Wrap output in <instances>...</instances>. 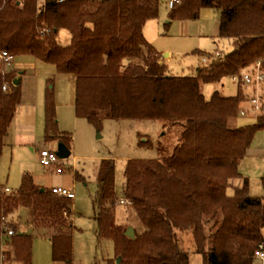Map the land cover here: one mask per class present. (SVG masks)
Returning a JSON list of instances; mask_svg holds the SVG:
<instances>
[{
  "label": "trees",
  "instance_id": "trees-1",
  "mask_svg": "<svg viewBox=\"0 0 264 264\" xmlns=\"http://www.w3.org/2000/svg\"><path fill=\"white\" fill-rule=\"evenodd\" d=\"M160 5L161 0H0V47L31 54L74 76L76 112L98 126L104 113L183 124L181 142L170 155L127 161L124 195L145 226L134 237L116 220V160L102 158L95 217L98 236L114 241L110 264L116 257L123 264H190L180 241L181 234L190 233L201 264H253L264 243V195L251 192L239 161L264 130V107L253 110L255 96L246 93L242 72L258 61L264 68V0H182L173 6L171 19L198 18L205 6L221 11L219 37L225 45L202 50L203 60L187 74L171 71L145 36V23L159 15ZM62 28L71 32L66 44L59 39ZM1 68L0 156L20 93L19 83L15 95L2 91L18 72ZM226 76L238 78L237 93L216 89L206 97L202 83ZM44 112L46 139L71 147L73 133L59 128L52 86L45 91ZM250 114L254 122L237 123L239 116ZM234 177H242L241 184L233 183ZM72 204L73 197L40 185L25 172L16 191L0 193V264H13V259L33 264L32 234L14 233L6 237L11 249L3 245V230L12 227L13 213L21 206L33 207L35 220L50 222L53 258L72 261ZM219 213L221 221L215 220ZM212 220L218 227L209 232Z\"/></svg>",
  "mask_w": 264,
  "mask_h": 264
},
{
  "label": "rangeland",
  "instance_id": "rangeland-1",
  "mask_svg": "<svg viewBox=\"0 0 264 264\" xmlns=\"http://www.w3.org/2000/svg\"><path fill=\"white\" fill-rule=\"evenodd\" d=\"M39 2L42 4L44 0H39ZM170 9L167 1L161 0L159 15L146 21L144 33L159 51L163 48L162 44L174 48L175 53H172V61H167L171 71L179 74L191 73L194 67L203 60L202 50L213 52L218 47V43L220 46H224L225 42L220 37L199 38L197 28L191 27L186 22L179 23L180 19H173L175 21L170 20L168 22V19H171L168 18ZM70 38V30L62 28L59 33L60 41L66 44ZM192 42L201 43L200 48L190 47ZM15 56L17 61L25 59L24 55ZM160 58L162 61L163 56L161 55ZM33 60H36L37 65L34 69L28 70L27 75L24 76L19 85L22 100L17 106L15 116L9 127L6 152L2 154V157L0 156V182L11 187H18L21 182V176L25 171H20L21 165L19 163L9 162L7 159H10L11 144L24 141L20 139L22 134L30 136L31 140H34L35 144L41 147L40 149L52 148V144L49 143L51 140H47L45 137V114L43 112L41 114L45 90L52 86L56 97L59 128L73 133L71 143L73 152L63 159L65 162V171L62 174L64 184H59L75 192L71 216V220H74L72 232L75 233L72 261H56L53 258L50 241L52 229L44 224L35 223L33 207L21 206L16 209L13 213L14 224L18 232H31L35 235L33 264H110L109 259L115 257L114 241L98 236V220L95 217L94 200L99 188L98 171L102 158L113 157L116 160V192L121 198L116 207V220L123 222L127 228L132 226L135 230L134 236H136V234L143 232L145 226L135 207L124 197L127 161L131 157L164 158L170 155L176 145L181 142L183 124L167 118H121L111 117L104 113L102 116L100 115L102 122L101 126H98L86 116L78 115L76 112V78L68 73L57 71L56 65L53 63H46L36 57ZM7 70L10 69L5 67L4 71ZM15 70L18 72V69ZM226 80L233 81L231 77H227ZM216 89H221L219 81L202 83V90L208 98ZM223 93L230 94L232 90L228 87ZM31 108L36 110L34 117L36 119L28 123L26 119L28 114L26 116V113ZM253 110L262 111L257 108ZM255 119V115L250 114L241 115L236 121L239 124H248L254 122ZM25 122L30 125L23 124ZM260 134H264V130L259 131L254 140H257ZM262 157L264 158V154ZM35 164L36 166L32 170L26 171L33 174L37 183H41L44 172L40 167L43 169L44 167L38 161ZM247 165L246 170L241 171L250 177L251 192L264 195L261 178L264 173L263 170L256 168V163ZM48 168L55 170L53 166H48ZM232 182L241 184V177H234ZM47 184L50 185V183ZM228 191L232 193L234 190L229 187ZM217 219L221 221L222 213H219L215 220ZM215 220L208 223L209 232L218 227L214 223ZM180 241L181 246L190 253V264H201V256L197 252L192 233L181 234ZM118 259L119 257H116V264H119ZM253 264H264V258L257 256Z\"/></svg>",
  "mask_w": 264,
  "mask_h": 264
},
{
  "label": "crops",
  "instance_id": "crops-1",
  "mask_svg": "<svg viewBox=\"0 0 264 264\" xmlns=\"http://www.w3.org/2000/svg\"><path fill=\"white\" fill-rule=\"evenodd\" d=\"M220 17H221L220 9L212 7V6H205V7H203L200 10V16L198 18L180 19L179 23L186 22V23H189V25L191 27L194 26L195 28H197L198 37L199 38L205 39V38H209L211 36L215 38V37H219V33H220ZM168 18H170L169 14H168ZM170 20L171 21H175L173 19H168V22ZM146 24H147V22H146ZM146 24H145V26H146ZM187 28H189V27H187ZM189 36H191V33H189ZM200 45H201V43H199V42H195V43L192 42L190 47L196 46V48L197 47L200 48ZM162 46H163V48L160 49V51H161V55L163 56V61H165L166 63H167V61H172V53H175L174 52V48L169 46V45H167V44H166V46H168V47H166L163 44H162ZM218 46H220V45H218ZM220 48L216 47V49H219V50H220ZM166 50H167V52L165 53ZM163 53H165V54H163ZM22 55H24L25 59L24 60H18L16 66H15V68L18 69V77L17 78H20L19 85L23 81L24 76L27 75L28 70L29 69H31V70L34 69L35 66L37 65L36 60H33V58H34V57H32L33 55H31V54H22ZM227 77L228 78L231 77L233 79V81L226 80ZM219 83H220V88H221L219 90L221 91L222 94H225L223 92L228 87H229L230 90H232V93L225 94V95L236 94L237 91H238V84L239 83H238V78L235 77V76H233V77L232 76L223 77V79L221 81H219ZM262 84H261L262 86L260 85V94L262 96H264V81H263ZM256 89H257L256 85H249V84L245 83V91H246L247 94L255 95L256 94ZM21 95H22V93H21V88H20L18 105H19V103L22 100V96ZM42 112H43V114H45V112H44V103H43V107H42V110H41V114H42ZM27 114H28V116H27ZM35 114H36L35 108H31V110L26 113V116H27L26 119H27L28 123L33 122ZM28 123L25 122L23 124L30 125ZM263 136H264V134H260V136H258L257 140L253 141L254 143H252V145L248 148V150L246 152V155L244 157H242L241 160L239 161L240 162L239 163L240 171L241 170H243V171L246 170V168L248 166L247 164L251 165L253 163H256L257 164L256 168H258L260 170H263V172H264V158L262 157V154H264V141H263L264 138H263ZM6 138H7V135L5 136V146H4L3 153L6 152V146L8 145V143L6 141ZM20 139H23L24 141H18V142H14L13 144H11V149L9 151L10 159H7V160L9 162L19 163L21 165L20 171L22 170V171H25V172H27L26 170H28V171L32 170L34 168V166H36L35 162L38 161L44 167V169L40 167V169L44 172V173H42L43 179H42L41 183H39L40 185H43V186L49 187V188H52V187H54L56 185H59V184L63 185L64 183H63L62 174L64 172H58L56 169L54 170V168H48V166H45L44 164H42V162L40 160V148L41 147L37 146L35 144V141L31 140V137L30 136H26L25 134H22ZM49 143L52 144V149H56L58 147L59 140L54 139V140H51ZM70 148H71V151H72V146ZM1 157H2V155H1ZM242 174L244 176H247L243 172H242ZM23 175H24V173L22 174L21 179H22ZM263 176H264V173L261 176V178ZM241 182H242V177H241ZM47 183H50V185H48ZM0 184H4L6 186V188H7L6 190H8V192H13V191H16L19 188L21 182H20L18 187H11V186H8L6 183H3V182H0ZM72 207H73V205H72ZM12 220H13L12 228L14 229V233H29V234H32L34 236V239H35V235L33 233H31V232H24V231L23 232H18V230H17V228H16V226L14 224L15 223L14 219H12ZM72 221H74V220L72 219ZM35 223L36 224H44V225L48 226L50 229H52V227L50 226V222L49 221L35 220ZM53 230L54 229H52V231L50 232L51 246H52L51 235L54 233ZM4 231L5 230H3V232ZM14 233H12V234L2 233L3 237H4L3 238L4 239V242H3L4 248H8L9 250L11 249V244L9 242H6V240H7L6 237L8 236V238H10L11 235H13ZM74 235H75V233L73 231V236ZM34 248H35V240L33 241V259H34V251H35ZM13 261H14L13 264H21L16 259H13Z\"/></svg>",
  "mask_w": 264,
  "mask_h": 264
},
{
  "label": "built area",
  "instance_id": "built-area-1",
  "mask_svg": "<svg viewBox=\"0 0 264 264\" xmlns=\"http://www.w3.org/2000/svg\"><path fill=\"white\" fill-rule=\"evenodd\" d=\"M182 0H167L168 6L172 8ZM17 64V59L14 53H12L8 48L0 47V66H2V70L4 71L5 67L7 69L15 68ZM243 77L246 80V83L249 85H256V94L254 95L253 104L254 108L262 109L264 107V96L260 94V85L264 81V68L262 67V62L258 61L256 63L251 64L247 67L243 72ZM2 91L6 94H15L16 88L15 83L13 82H4L2 85ZM242 113H245V110H242ZM63 157H61L57 151V149L52 148H42L40 149V160L42 164L45 166H53L57 169L58 172H62L63 167L61 164L64 162ZM6 186L4 184H0V193L6 190ZM53 191L66 195L69 197H75V192L72 189L67 187L56 185L53 187ZM4 218V216H2ZM6 234L14 233V229L12 227H8L4 229ZM257 256L264 258V243L260 245V248L256 251Z\"/></svg>",
  "mask_w": 264,
  "mask_h": 264
},
{
  "label": "water",
  "instance_id": "water-1",
  "mask_svg": "<svg viewBox=\"0 0 264 264\" xmlns=\"http://www.w3.org/2000/svg\"><path fill=\"white\" fill-rule=\"evenodd\" d=\"M20 82V78H16L14 80V83L15 84H18ZM57 151L59 153V155L63 158H66L68 156L71 155L72 151L71 149L69 148V146L63 142V141H59V144H58V147H57ZM3 233H6L5 231ZM126 233L129 235V236H132L134 237V233H135V230L132 226H129L127 229H126ZM121 261V258L119 257L118 259V262L120 263Z\"/></svg>",
  "mask_w": 264,
  "mask_h": 264
}]
</instances>
